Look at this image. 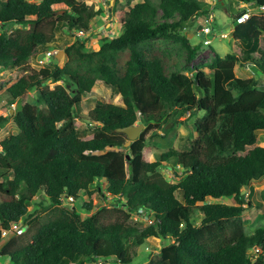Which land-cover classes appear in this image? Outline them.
Returning a JSON list of instances; mask_svg holds the SVG:
<instances>
[{
    "label": "trees",
    "instance_id": "1",
    "mask_svg": "<svg viewBox=\"0 0 264 264\" xmlns=\"http://www.w3.org/2000/svg\"><path fill=\"white\" fill-rule=\"evenodd\" d=\"M230 1L264 9V0ZM57 6L66 10L56 11ZM204 7L200 0L114 7L123 33L98 38L92 22L104 14L102 7L79 0H0V25L16 27L0 35V69L26 71L8 89L10 103L38 90L37 104L25 102L13 116L19 133L0 143L1 257L13 264H139L140 249L152 237L164 241L160 256L170 264H253L251 249L264 252V224L249 234L244 217L247 208L264 209V190L260 201L243 193L264 179V144L257 135L264 131V49L253 57L264 37V15L239 23L246 10L231 14L233 37L246 47L243 59L257 77L238 78L240 58L217 53L190 76L171 66L157 40L181 44L195 61L200 47L183 32L196 20H209ZM218 7L229 4L220 1ZM60 33L76 34L75 41L63 49ZM53 45L67 56L65 66L50 61L31 69L30 59ZM98 81L120 95L124 106L98 102L88 118L93 137L84 140L88 132L74 124L83 97ZM201 113L187 150L172 148L156 159L149 144L156 132ZM138 123L145 130L126 148L128 136L121 129ZM164 167L177 175L181 168L184 178L170 180L160 171ZM103 182L104 198L109 194L116 202L95 209L92 187L102 189ZM42 194L49 207L40 203L33 211L30 203ZM64 196L83 199V212L64 205ZM231 199L237 205L226 203ZM139 211L153 224L133 225ZM197 214L200 225L194 222ZM20 222L19 231H11Z\"/></svg>",
    "mask_w": 264,
    "mask_h": 264
},
{
    "label": "rangeland",
    "instance_id": "2",
    "mask_svg": "<svg viewBox=\"0 0 264 264\" xmlns=\"http://www.w3.org/2000/svg\"><path fill=\"white\" fill-rule=\"evenodd\" d=\"M82 3H86L87 5H94L96 10H99L101 7L104 10V14L100 17H97L93 22V33L97 35L98 38L106 37V36H118L123 33L122 26L119 25L114 16L111 13V9L114 7L121 8L125 7L126 9H130L136 3L141 2L143 0H135L131 6H128V0H79ZM118 1V3H116ZM157 1V0H153ZM205 3L204 9L210 12L209 21L211 22V30L213 31L210 36H207L206 40H210L211 45L209 46V41L204 44L203 33L205 26V21L196 20L192 25V28H188L183 32V35H186L192 46H199L200 49L198 51L197 58L195 61H191L189 58V53L185 50V48L172 40H157L159 46H161L168 54L172 61L171 66L174 69H178L183 71L190 76L196 72V68L201 67L205 64L212 63L215 59L216 53L220 56L224 57L228 54L237 55L241 62L236 66L235 73L238 78L242 79H251L257 77V74L246 64L243 59V53L245 52V48L243 45L234 39L233 31L234 25L232 24V16L231 14H236L238 11H241L243 8L242 4L239 3H229L230 0H200ZM224 1L229 4V8L223 9L218 7V2ZM56 11L66 10L65 6H57L55 7ZM249 12L251 11V15H264V9H258L256 6H252L249 4L246 8ZM203 18V17H202ZM16 27L9 25L7 27L0 26V34L3 31H14ZM61 41V47L64 49L66 46L65 42L71 43L75 41L76 34H61L59 35ZM95 38L93 41L88 42L89 45L95 44L97 39ZM51 51L55 52L58 49L57 45H53L49 47ZM264 49V37L260 43L259 49H257L256 54H253V57L257 58ZM44 58V60L49 63H55L58 61L60 67H64L67 63V56L64 54L61 60H55L52 58H47L45 52H42L41 55H36L34 58L30 59L29 66L30 68L40 69L43 66L39 64V59ZM48 66V64H46ZM205 73L208 76L212 75V71L205 68ZM5 72V73H4ZM25 69L18 70H1L0 69V143L5 139L16 135L19 133L18 127L14 123L13 116L18 112L21 105L25 102L31 104H37L38 90L35 89L29 92L23 99H20L18 102L11 104V96L8 92V89L23 75L25 74ZM48 85L53 89L56 84L51 81L48 82ZM98 102L104 103H112L119 106H124L122 97L120 95H116L113 93L112 88L107 87L102 81H98L93 88V90L82 99V107L79 114V117L75 121V128H79L81 130H85L88 132L90 128L94 125L89 121V113L92 111ZM13 110V114L11 113ZM204 116V113L199 114L196 117H190L189 114H186L184 117L180 118L177 123L169 124L167 127L168 132L165 131H157V136L151 138L149 140L150 146L153 148L155 158L159 159V157L168 152L170 149L174 148L179 151L187 150V145L189 140H194L197 137V132L195 129V122L198 118ZM136 125H140L139 123ZM260 138V142L264 144V131L257 133ZM91 133H87L84 136V140H90L92 138ZM150 138V137H149ZM2 148L0 147V151ZM173 167L172 164H168ZM167 166V165H165ZM178 175L174 172L168 170L166 167L162 168L160 171L164 173V175L174 182H180L184 178L182 174L181 168H177ZM105 182H103V189H99L97 186H93L92 190H97L96 194L93 196V201L95 205V209H99L105 205L113 206L115 201L113 198H104V193L106 192ZM264 190V179L253 182L250 187L243 189V193L246 195V198L251 199L253 201H260V193ZM86 198V197H84ZM87 199V198H86ZM40 203H44V207H49V201L45 200L44 195H39L35 201L30 203L31 208L34 210L38 209ZM227 204L237 205L236 202L231 200H226ZM75 207L79 212H83V200H78L75 204ZM246 219V228L249 234H254V232L264 224V209L254 206L253 208H247V211L244 214ZM147 216L144 215L138 220L136 217L132 220V224L136 227L143 229L148 226ZM149 219V218H148ZM202 220V216L197 214L194 218V222L196 225H200ZM164 247V241L160 238H149L146 242V245L141 247L139 256L142 258L139 264H170L167 261H164L160 252ZM251 253V251H250ZM251 255V254H250ZM0 264H13L9 259L0 257ZM94 264V263H88ZM102 264V263H97ZM106 264H116L114 262H109Z\"/></svg>",
    "mask_w": 264,
    "mask_h": 264
},
{
    "label": "built area",
    "instance_id": "3",
    "mask_svg": "<svg viewBox=\"0 0 264 264\" xmlns=\"http://www.w3.org/2000/svg\"><path fill=\"white\" fill-rule=\"evenodd\" d=\"M29 1H31V0H29ZM243 7H246V8H247V6H245V5H243ZM250 16H251V11H249V12L247 11V12L243 15L242 18L238 19V22H239V23H244V22H246V21L250 18ZM209 32H210V29H206V30H205V33H206V34L209 33ZM79 36H84V35H83V34H79ZM55 54H56L55 52H53V51H49V52H47L46 57H47V58H51V57H53ZM39 64H41L42 66H45V65L47 64V62H46L44 59H41V60H39ZM108 198H111V199H112V197H111L109 194H108ZM69 200H70V201H73V198H69ZM144 215H146L144 211H139V213L136 214V215L134 216V218L136 217V219L138 220L139 218H141V217L144 216ZM148 218H149V219H148ZM148 218H147V223H148V226H149V225L153 224V220H152L150 217H148ZM13 229H18V226L15 225V226L13 227ZM7 234H8V232H7V231H4V232H3V237H6ZM250 254H251V255H250ZM249 258H250V260H251V262H252L253 264L256 263V262H257L259 259H261V258H262V260H263V262H264V252H263L262 249H260V248H258V247L253 248V249H251V253H249Z\"/></svg>",
    "mask_w": 264,
    "mask_h": 264
},
{
    "label": "clouds",
    "instance_id": "4",
    "mask_svg": "<svg viewBox=\"0 0 264 264\" xmlns=\"http://www.w3.org/2000/svg\"><path fill=\"white\" fill-rule=\"evenodd\" d=\"M27 1H29V0H27ZM41 1L42 0H31V1H29V2H32V3H41ZM243 5H245V6H248L249 4H243L242 3V6ZM252 6H253V4H251ZM245 10H246V7H243ZM246 12H247V10H246ZM210 25H211V22L208 20V21H205V26H206V28L204 29V33H203V39H204V44H206L208 41H209V46L211 45V42H210V40H206V38H207V36H210L211 34H212V30H211V27H210ZM1 26V25H0ZM206 29H210V32L209 33H205V30ZM11 32H13V31H11ZM3 33V32H2ZM1 33V34H2ZM0 34V35H1ZM60 51H62V50H55V53L57 54L58 52H60ZM55 54V55H56ZM54 55V56H55ZM41 59H44V58H40L39 60H41ZM48 64V63H47ZM43 67H46V65L45 66H43ZM42 67V68H43ZM105 188L107 187V183H105ZM102 189H103V183H102ZM106 190V189H105ZM105 194V193H104ZM82 197H83V199L84 200H87L86 198H87V195L86 194H83L82 195ZM84 197H86V198H84ZM112 197V196H111ZM69 198H73V197H68V196H64L63 198H62V203L64 204V205H66V206H75V204H76V201H75V199L73 198V201H70L69 200ZM113 198V197H112ZM82 199V200H83ZM108 199V198H107ZM106 199V200H107ZM114 200V199H113ZM115 201V200H114ZM116 202V201H115ZM105 206H107V205H105ZM134 219V218H133ZM20 224H22V222H20V223H16V224H13L12 225V227H11V231H19V229H20ZM15 225H17L18 226V229H13V227L15 226ZM4 231H7V230H4ZM3 231V232H4ZM8 232V234H7V236L6 237H8V235H9V231H7ZM2 237H3V233H2ZM6 237H3V238H6ZM1 257V256H0Z\"/></svg>",
    "mask_w": 264,
    "mask_h": 264
},
{
    "label": "water",
    "instance_id": "5",
    "mask_svg": "<svg viewBox=\"0 0 264 264\" xmlns=\"http://www.w3.org/2000/svg\"><path fill=\"white\" fill-rule=\"evenodd\" d=\"M56 55H57L58 59L61 60L62 59V56H64V52L63 51H60ZM11 113L13 114V110H12ZM144 130H145V126L143 124L134 125V126H130V127L121 129V132L122 133H125L128 136V141L125 144V147L126 148L131 147L132 144L134 142H136L140 138V136H141V134H142V132ZM3 246L4 245H2V247Z\"/></svg>",
    "mask_w": 264,
    "mask_h": 264
},
{
    "label": "crops",
    "instance_id": "6",
    "mask_svg": "<svg viewBox=\"0 0 264 264\" xmlns=\"http://www.w3.org/2000/svg\"><path fill=\"white\" fill-rule=\"evenodd\" d=\"M55 8V7H54ZM5 73V72H4Z\"/></svg>",
    "mask_w": 264,
    "mask_h": 264
}]
</instances>
